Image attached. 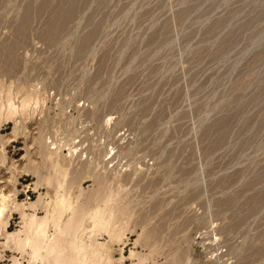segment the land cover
Listing matches in <instances>:
<instances>
[{"label":"rangeland","instance_id":"1","mask_svg":"<svg viewBox=\"0 0 264 264\" xmlns=\"http://www.w3.org/2000/svg\"><path fill=\"white\" fill-rule=\"evenodd\" d=\"M58 181L84 264H264V0H0V264Z\"/></svg>","mask_w":264,"mask_h":264},{"label":"bare ground","instance_id":"2","mask_svg":"<svg viewBox=\"0 0 264 264\" xmlns=\"http://www.w3.org/2000/svg\"><path fill=\"white\" fill-rule=\"evenodd\" d=\"M10 109H12V111L14 112L16 111V107L14 103H10ZM56 187H57V193H58L56 205L60 207L58 208V210H56L57 214L53 213L51 215L50 213L51 216L49 217V214L47 213V215H45L44 218H41V217L38 218L36 215L32 216L31 221L29 223L30 224L29 234L27 238L25 237L26 238L25 244L27 246L29 245L32 248L33 258L37 260L39 259V261L41 260V262L45 264H70L71 260H69V258L67 259L66 253H65V250L67 248V245L65 244V242L69 241V245L75 250L76 256L77 255L79 256V258H75L73 262L82 263L84 261L86 247L88 248L89 246H92L89 244H87L89 245L87 246L85 244L87 242L84 241L83 243L82 240L79 239L78 237V231L81 230L85 217L87 216L88 213L83 211L78 216H76V212H75L76 208L74 209V206H72V201H70L71 199H69V196H68L69 194L68 195L60 194L59 189H62L60 187H63L60 181H58V186ZM8 207H9L8 197L0 191V228H2L6 224L5 214H6ZM70 209H73L72 217L69 216L71 218L70 219L68 218L69 220L67 222L64 219L65 220L64 222L63 218L65 216V213L67 210L70 211ZM93 219L95 223L94 225L100 226V227H105L108 222V221L107 222L105 221L104 215L101 213L95 214ZM50 222L51 223L53 222V226L55 227L54 229L55 232L53 234H49L48 225ZM62 236L65 238H61ZM93 241H97V240H93ZM95 244L96 243H93L94 247H95ZM92 250L94 251V249Z\"/></svg>","mask_w":264,"mask_h":264}]
</instances>
